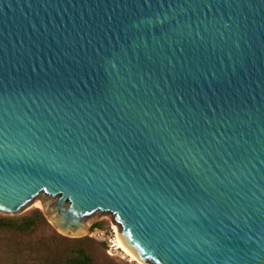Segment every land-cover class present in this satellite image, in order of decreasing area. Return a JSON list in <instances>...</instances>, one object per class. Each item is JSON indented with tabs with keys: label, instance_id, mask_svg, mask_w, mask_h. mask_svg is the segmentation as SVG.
Segmentation results:
<instances>
[{
	"label": "water",
	"instance_id": "obj_1",
	"mask_svg": "<svg viewBox=\"0 0 264 264\" xmlns=\"http://www.w3.org/2000/svg\"><path fill=\"white\" fill-rule=\"evenodd\" d=\"M32 203L136 264H264V0H0V217Z\"/></svg>",
	"mask_w": 264,
	"mask_h": 264
},
{
	"label": "trees",
	"instance_id": "obj_2",
	"mask_svg": "<svg viewBox=\"0 0 264 264\" xmlns=\"http://www.w3.org/2000/svg\"><path fill=\"white\" fill-rule=\"evenodd\" d=\"M49 229L37 209L18 218L0 217V264H99L91 252L92 239L68 238Z\"/></svg>",
	"mask_w": 264,
	"mask_h": 264
},
{
	"label": "rangeland",
	"instance_id": "obj_3",
	"mask_svg": "<svg viewBox=\"0 0 264 264\" xmlns=\"http://www.w3.org/2000/svg\"><path fill=\"white\" fill-rule=\"evenodd\" d=\"M36 209L38 210V208L34 206V203H32L14 218L28 215ZM86 223L90 227L94 224L98 225L96 228L92 229V231L89 227V233L85 237H89L94 241L91 252L99 264H136V262L131 261L121 249L116 248L115 240L118 232L117 228L105 220L89 221ZM51 231L53 230L50 227L48 232Z\"/></svg>",
	"mask_w": 264,
	"mask_h": 264
},
{
	"label": "bare ground",
	"instance_id": "obj_4",
	"mask_svg": "<svg viewBox=\"0 0 264 264\" xmlns=\"http://www.w3.org/2000/svg\"><path fill=\"white\" fill-rule=\"evenodd\" d=\"M34 206L36 207V205L34 204ZM116 243L115 246L117 249H121L118 245L123 243L121 237L119 236V233L117 232V236H116ZM122 250V249H121ZM123 253L128 256L130 258L131 261L136 262L135 260V254L131 251V250H122ZM138 264H144L143 261H140Z\"/></svg>",
	"mask_w": 264,
	"mask_h": 264
}]
</instances>
